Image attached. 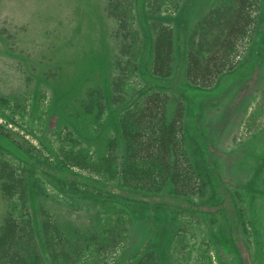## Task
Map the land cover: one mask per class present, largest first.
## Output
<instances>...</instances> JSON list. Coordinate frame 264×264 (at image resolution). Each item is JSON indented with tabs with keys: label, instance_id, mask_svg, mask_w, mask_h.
<instances>
[{
	"label": "rangeland",
	"instance_id": "obj_1",
	"mask_svg": "<svg viewBox=\"0 0 264 264\" xmlns=\"http://www.w3.org/2000/svg\"><path fill=\"white\" fill-rule=\"evenodd\" d=\"M162 114L204 174L173 204L122 134ZM0 135L29 264H264V0H0Z\"/></svg>",
	"mask_w": 264,
	"mask_h": 264
},
{
	"label": "trees",
	"instance_id": "obj_2",
	"mask_svg": "<svg viewBox=\"0 0 264 264\" xmlns=\"http://www.w3.org/2000/svg\"><path fill=\"white\" fill-rule=\"evenodd\" d=\"M142 121V119H135L132 128H129L124 122L122 124L123 138L129 142V149L131 150L134 158H137L138 156V159H148L151 162L150 167L146 171V173H148L147 177L156 175L160 181V186L161 184H165L167 182L171 183L175 190L173 191L175 197H171V204L176 201L177 197H180L181 199L179 200L182 201V198L192 194L193 180H195V178L198 179L200 175H204L197 172V168L193 163L189 150L187 149L186 136H190L191 132L190 130H185V127H183L184 125L179 126V122L176 119L171 122L166 121V117L164 115L163 117L157 118V120H151L148 125L143 124ZM142 131L149 133V135H144L143 138L140 139ZM2 142L10 148L15 149L13 144L8 139L6 140L5 137L0 135V144ZM204 147H207L209 152H211L208 144ZM204 149L205 148H202L201 150ZM15 151L18 152L19 149H15ZM96 184L98 186V190H103V188H101V183L97 182ZM210 185L213 187L217 196L214 202L205 206L204 212L213 213L214 211H211V209L214 208V206L217 208L225 207L228 205V201L230 202L229 208L233 209V199L230 191L228 189H224V187V193H220L219 189L217 190V186L219 187V185L213 179L210 181ZM200 206L202 205H197V209ZM238 222L239 221L236 219V216H233V220L231 221L233 237H235L234 234L238 230ZM12 225H15L13 219L8 218L5 220L2 227V236L0 237V246H5L4 259L7 257H14L16 261L11 260L5 264H29L27 257L18 252L19 248L16 249L13 247V245L17 243L15 241L16 237L13 239L14 236H12V233L8 234L7 232ZM43 227L45 228L44 233L47 235L49 233V229L46 224L43 225ZM37 259L41 263L43 261L42 255H38ZM133 262H136V259ZM155 262H153V264H158L157 261ZM35 263L32 262L31 264Z\"/></svg>",
	"mask_w": 264,
	"mask_h": 264
}]
</instances>
